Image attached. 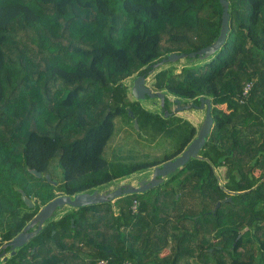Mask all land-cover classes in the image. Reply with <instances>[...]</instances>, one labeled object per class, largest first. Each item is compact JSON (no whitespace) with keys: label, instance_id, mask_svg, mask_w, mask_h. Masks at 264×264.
<instances>
[{"label":"trees","instance_id":"16d2710c","mask_svg":"<svg viewBox=\"0 0 264 264\" xmlns=\"http://www.w3.org/2000/svg\"><path fill=\"white\" fill-rule=\"evenodd\" d=\"M229 2L230 31L216 53L155 69L218 38L220 0H0V251L55 190L114 184L175 158L195 137L190 122L130 101L127 80L157 70L156 90L185 104L210 98L214 117L204 159L144 193L49 221L2 264H264V0ZM119 115L154 139L187 132L161 158L128 162L117 147L110 155ZM57 163L59 187L30 171Z\"/></svg>","mask_w":264,"mask_h":264},{"label":"water","instance_id":"95a60500","mask_svg":"<svg viewBox=\"0 0 264 264\" xmlns=\"http://www.w3.org/2000/svg\"><path fill=\"white\" fill-rule=\"evenodd\" d=\"M220 2L223 7V13L221 30L218 38L212 44H209L201 48L200 50L191 52L189 54L184 52L170 53L166 57L154 63L155 69L170 63H175L183 58H186L187 56H189L192 60H194L197 56L200 59H206L216 53L224 45L230 31V2L229 0H220ZM130 90L132 96L136 99L144 100L147 97L154 98L156 96H159L161 98L162 106H164L165 104V93L162 91L153 92V89L147 85L146 74H138L134 78ZM199 100V105L195 104L194 102L182 105L180 99L176 100V111H184L192 108L205 110V116L199 127L197 135L192 139V141L187 145V147L183 150L180 155L164 162L161 165L156 166L152 172L151 177H144L136 183L128 182L127 180H122L116 183V185H114L113 187L106 188L102 191L96 188L92 192L85 191L76 193L74 195H62L54 198L50 202L46 203L38 211V213L29 221V223L18 235H16L11 241L7 242L2 246L3 250L0 252V263L3 257L4 260L8 259V256H6V247L9 246L11 248V254H15L18 248L27 244L31 239H33L36 235L40 233L45 222L52 217V215L58 208H63L66 205L78 208L93 204H100L108 201H113L116 198H119L126 194L145 192L162 184L167 177H169L177 169L185 166L191 159H204L205 157L200 155V151L204 148L208 137L211 134V130L214 125V117L212 114V100L204 96L200 97ZM165 114L166 116L169 115V111L166 110ZM134 123L135 127L139 129V123L137 119H135ZM30 171L37 177L44 176L49 181H53L50 173L47 171L42 172L36 169H31ZM22 199L30 208L34 207V202L29 196H27L24 191H22ZM231 200V196L227 199H224V201ZM220 204L221 203L219 202L217 207H219ZM247 229L248 228L242 230V233H244ZM242 233L239 234L238 238L242 235Z\"/></svg>","mask_w":264,"mask_h":264},{"label":"rangeland","instance_id":"374dc122","mask_svg":"<svg viewBox=\"0 0 264 264\" xmlns=\"http://www.w3.org/2000/svg\"><path fill=\"white\" fill-rule=\"evenodd\" d=\"M201 61H204V59H202ZM175 63H177L176 67H178L179 69L182 65L187 64L188 60L187 58H183ZM172 64L174 63H170L169 65H172ZM156 71L154 70V72L150 74L149 76L150 80H152ZM134 78L135 77L126 81V84L129 87V92H128L129 100L132 102L138 101L139 104L149 107V103L145 101L146 99L140 100L132 96L130 92V88L132 87ZM156 108L159 109L158 107ZM180 113L184 115L187 114L192 118L198 119L199 122L202 121L205 116L204 110H198L194 108L190 110H184L183 112L181 111ZM167 117H171V116L167 115ZM173 122L175 123L176 120L174 119ZM186 132L187 130H183V132L178 131L175 133L174 131H170V133L164 134L160 136L158 139H154L153 136H150V135L144 136V134H142L141 131H139L137 128L135 129L133 127V122L129 120L128 118H126V115H119L115 120V131H114V136L112 138L113 141H112V146L110 148V155L112 154L111 151H113L114 148L117 147L116 148L117 153H119V155H121L122 157L126 156L127 157L126 160L128 162L132 158H135L136 159L135 161H143V160L145 161V160L161 158L165 154V152H169L172 149H174V147L176 146V144L178 143L181 137L180 133H186ZM154 168L137 171L136 175H131L130 177L123 179V180L136 183L144 177H150ZM57 169H59V171L62 172L58 163H57ZM218 174L220 176H223V171L218 170ZM73 209H76V208H73Z\"/></svg>","mask_w":264,"mask_h":264},{"label":"flooded vegetation","instance_id":"af4514ba","mask_svg":"<svg viewBox=\"0 0 264 264\" xmlns=\"http://www.w3.org/2000/svg\"><path fill=\"white\" fill-rule=\"evenodd\" d=\"M151 74V73H150ZM150 74L147 76V85L148 86H150L152 89H153V92H158V90H156L155 89V87L153 86V83H152V80H150L149 79V76H150ZM131 89V88H130ZM130 92H131V90H130ZM163 92V91H162ZM165 93V92H164ZM177 99H180V98H178V97H173V96H170L169 94H167V93H165V104H164V106H162V104H161V98L159 97V96H156V97H154V98H150V97H147L146 98V102H148L149 103V107L148 106H145V105H141L143 108H145V109H147V110H149V111H153V112H156V113H163L164 111L166 112V110L167 111H169V115L171 116V117H173L176 121H178V120H180L181 122H183V121H188V122H190L192 125H194V126H196L193 122L196 120L195 118H192V117H190L189 115H184V114H181L180 112L181 111H176V109H177V103H176V100ZM181 100V102H182V105L183 104H185L184 102H183V100L182 99H180ZM136 102V101H135ZM134 102V103H135ZM138 102V101H137ZM192 102V101H191ZM167 103H168V108H165L166 106H167ZM190 103V102H189ZM156 107H158L159 109H157ZM193 109V108H192ZM194 109H196V108H194ZM190 110V109H189ZM198 110H201V109H198ZM205 111V110H204ZM183 112V111H182ZM166 116V115H165ZM167 117V116H166ZM134 121H135V119H134ZM179 121V122H180ZM135 124V123H134ZM199 130V129H198ZM198 130H197V133H198ZM197 133H196V135H197ZM195 135V136H196ZM187 147V146H186ZM200 153H201V151H200ZM180 155V154H179ZM45 171H47V172H49L50 173V175H51V177H52V180L53 181H56V182H53V181H49L46 177H44V176H42V177H39V178H45L50 184H52V185H54V186H56V187H59V186H61V184H63V181H62V172H60L59 171V169H57L55 166L53 167V168H49L48 170H44V171H42V172H45ZM59 171V172H58ZM153 172V171H152ZM134 175H136V173L134 174ZM152 176V173H151V175H150V177ZM116 183H118V182H115L114 184H111V185H108V186H106V185H102V186H99V187H97L100 191H102V190H104V189H106V188H111V187H113L114 185H116ZM94 189H96V188H94ZM94 189H92V190H90L89 192H92ZM56 191V196L55 197H53L51 200H53L54 198H56V197H58V196H62V195H74V194H67V193H63L62 191H60V190H55ZM79 193V192H78ZM76 194V193H75ZM32 199V198H31ZM50 200V201H51ZM32 201L34 202V207H35V205H36V201H34L33 199H32ZM49 201V202H50ZM109 202V201H108ZM101 204V203H100ZM45 205V204H44ZM43 205V206H44ZM43 206H41L40 207V209L43 207ZM34 207H32V208H34ZM73 208H75V207H71V206H68V205H66V206H64L63 208H58L56 211H55V213L52 215V217L50 218V219H48L46 222H45V224L43 225V228L45 227V225L49 222V221H56V220H58V219H60L64 214H66V213H68V212H71L72 211V209ZM39 209V210H40ZM57 214V215H56ZM36 228V227H35ZM42 228V229H43ZM24 229V228H23ZM42 231V230H41ZM40 231V232H41ZM32 240V239H31ZM30 240V241H31ZM29 241V242H30ZM28 242V243H29ZM6 244V243H5ZM7 248H10L9 246L8 247H6V251H7ZM3 250V249H2ZM1 250V251H2ZM0 251V252H1ZM12 252H11V248H10V251L8 252L7 251V253H6V256H8V259H9V257L10 256H12V255H14V254H11ZM4 258V257H3ZM1 259V263L0 264H2V262H4V261H6V260H4V259ZM7 259V260H8Z\"/></svg>","mask_w":264,"mask_h":264},{"label":"built area","instance_id":"2783aa9c","mask_svg":"<svg viewBox=\"0 0 264 264\" xmlns=\"http://www.w3.org/2000/svg\"><path fill=\"white\" fill-rule=\"evenodd\" d=\"M251 86H252L251 82H248L245 84L244 93H243L244 96H248L249 91L251 90ZM136 207H137V202H135V205H134V208H136ZM95 264H108V262H107V260H100Z\"/></svg>","mask_w":264,"mask_h":264},{"label":"crops","instance_id":"0c3cea01","mask_svg":"<svg viewBox=\"0 0 264 264\" xmlns=\"http://www.w3.org/2000/svg\"><path fill=\"white\" fill-rule=\"evenodd\" d=\"M202 121H203V120H202ZM202 121L199 122V120L196 119V120L193 122V123L196 125L197 130L199 129V127H200Z\"/></svg>","mask_w":264,"mask_h":264}]
</instances>
